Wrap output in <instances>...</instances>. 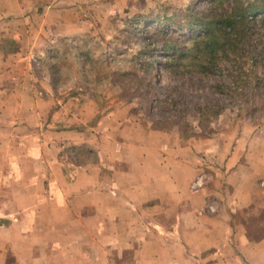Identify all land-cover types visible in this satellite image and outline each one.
<instances>
[{
	"label": "crops",
	"instance_id": "obj_1",
	"mask_svg": "<svg viewBox=\"0 0 264 264\" xmlns=\"http://www.w3.org/2000/svg\"><path fill=\"white\" fill-rule=\"evenodd\" d=\"M84 5L0 0V264H264V130L216 167L65 94Z\"/></svg>",
	"mask_w": 264,
	"mask_h": 264
},
{
	"label": "rangeland",
	"instance_id": "obj_2",
	"mask_svg": "<svg viewBox=\"0 0 264 264\" xmlns=\"http://www.w3.org/2000/svg\"><path fill=\"white\" fill-rule=\"evenodd\" d=\"M84 1L83 28L78 36L61 41L57 63L66 68L62 71L65 94L89 96L102 111L121 110L120 122L139 127L141 142L148 138L157 145L189 146L197 159L210 160L216 167L221 149H229L228 144L237 138H260L264 130V51L256 64L239 67L223 59L213 73H174L167 69L159 46L151 43L154 36L140 26L144 18L187 19L195 8H206L208 0ZM259 35L264 40V30ZM155 39L162 41L160 35ZM151 56L152 66L146 63ZM34 62L29 59L30 64ZM202 171L195 188L217 176V169Z\"/></svg>",
	"mask_w": 264,
	"mask_h": 264
},
{
	"label": "trees",
	"instance_id": "obj_3",
	"mask_svg": "<svg viewBox=\"0 0 264 264\" xmlns=\"http://www.w3.org/2000/svg\"><path fill=\"white\" fill-rule=\"evenodd\" d=\"M190 14L187 19L171 22L163 18L140 20V26L148 29L147 35L154 36L151 43L165 54L169 71L213 73L223 59L239 67L258 62L264 51V40L259 37L264 30V0H208L206 8H195ZM157 35L162 37L161 43L156 41ZM153 61L151 56L146 63L152 66Z\"/></svg>",
	"mask_w": 264,
	"mask_h": 264
},
{
	"label": "built area",
	"instance_id": "obj_4",
	"mask_svg": "<svg viewBox=\"0 0 264 264\" xmlns=\"http://www.w3.org/2000/svg\"><path fill=\"white\" fill-rule=\"evenodd\" d=\"M196 185H200V181L194 182L193 187H195Z\"/></svg>",
	"mask_w": 264,
	"mask_h": 264
}]
</instances>
